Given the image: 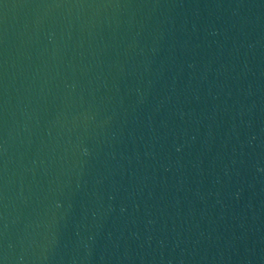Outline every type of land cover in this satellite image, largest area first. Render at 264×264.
<instances>
[{
    "label": "water",
    "instance_id": "95a60500",
    "mask_svg": "<svg viewBox=\"0 0 264 264\" xmlns=\"http://www.w3.org/2000/svg\"><path fill=\"white\" fill-rule=\"evenodd\" d=\"M0 264H264V0H0Z\"/></svg>",
    "mask_w": 264,
    "mask_h": 264
}]
</instances>
